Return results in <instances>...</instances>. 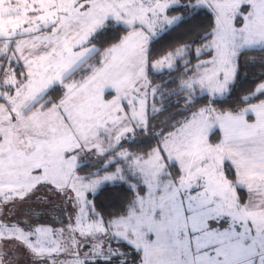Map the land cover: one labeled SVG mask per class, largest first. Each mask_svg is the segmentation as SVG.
Returning a JSON list of instances; mask_svg holds the SVG:
<instances>
[{
  "label": "snow or ice",
  "instance_id": "obj_1",
  "mask_svg": "<svg viewBox=\"0 0 264 264\" xmlns=\"http://www.w3.org/2000/svg\"><path fill=\"white\" fill-rule=\"evenodd\" d=\"M0 264H264V0H0Z\"/></svg>",
  "mask_w": 264,
  "mask_h": 264
},
{
  "label": "trees",
  "instance_id": "obj_2",
  "mask_svg": "<svg viewBox=\"0 0 264 264\" xmlns=\"http://www.w3.org/2000/svg\"><path fill=\"white\" fill-rule=\"evenodd\" d=\"M182 32V29H177L175 32L172 33L171 36L166 37L165 40L161 41V44H163L165 47H167L170 43H174L176 37H178ZM164 81H167L169 79V77L167 75H165L163 77ZM156 83H161L160 79L156 80Z\"/></svg>",
  "mask_w": 264,
  "mask_h": 264
}]
</instances>
